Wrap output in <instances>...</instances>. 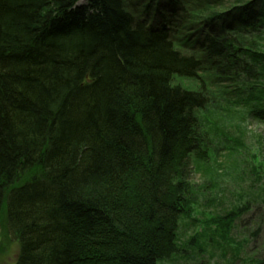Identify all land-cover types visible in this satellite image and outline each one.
I'll return each instance as SVG.
<instances>
[{"label": "trees", "instance_id": "1", "mask_svg": "<svg viewBox=\"0 0 264 264\" xmlns=\"http://www.w3.org/2000/svg\"><path fill=\"white\" fill-rule=\"evenodd\" d=\"M240 109L264 120V0H0V225L14 264L168 261L204 189L191 169L236 153ZM247 211L209 217L208 240L234 249Z\"/></svg>", "mask_w": 264, "mask_h": 264}, {"label": "rangeland", "instance_id": "2", "mask_svg": "<svg viewBox=\"0 0 264 264\" xmlns=\"http://www.w3.org/2000/svg\"><path fill=\"white\" fill-rule=\"evenodd\" d=\"M245 79L239 73L236 83L245 82ZM223 85L228 87L232 83L225 82ZM236 111L242 114V119H237L231 130L235 143L230 146L236 153L229 157L227 151H220L218 162L224 166L221 169L210 163L197 166V170L194 167V172L191 169L190 182L204 188L196 197L194 221H180L179 253L158 264H240V259L245 257L264 261V177L259 183L254 174L259 168L258 162L264 163V120H257L243 109ZM238 125L241 131L236 129ZM213 143L221 148L218 140ZM243 204L247 205L248 211L236 221L231 231V239L236 247L233 249L231 243L213 236L208 240V233L204 229L207 219L223 216L231 208ZM3 224L1 222L0 225V264H13L18 254V244L7 232V239L2 237ZM242 243V251L237 257V246Z\"/></svg>", "mask_w": 264, "mask_h": 264}, {"label": "bare ground", "instance_id": "3", "mask_svg": "<svg viewBox=\"0 0 264 264\" xmlns=\"http://www.w3.org/2000/svg\"><path fill=\"white\" fill-rule=\"evenodd\" d=\"M173 23V22H172ZM173 24H176V23H173ZM178 25V24H177ZM55 41H61V40H64L63 38H61V37H57V38H55L54 39ZM75 93H77V91H76V87L74 88V87H72L68 92H67V94H69V95H73V94H75ZM49 143H51V142H49ZM35 163V162H34Z\"/></svg>", "mask_w": 264, "mask_h": 264}]
</instances>
